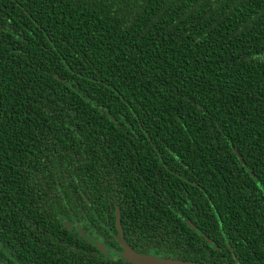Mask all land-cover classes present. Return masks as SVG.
Wrapping results in <instances>:
<instances>
[{
    "label": "trees",
    "instance_id": "trees-1",
    "mask_svg": "<svg viewBox=\"0 0 264 264\" xmlns=\"http://www.w3.org/2000/svg\"><path fill=\"white\" fill-rule=\"evenodd\" d=\"M120 241L264 264V0H0V264Z\"/></svg>",
    "mask_w": 264,
    "mask_h": 264
},
{
    "label": "water",
    "instance_id": "water-1",
    "mask_svg": "<svg viewBox=\"0 0 264 264\" xmlns=\"http://www.w3.org/2000/svg\"><path fill=\"white\" fill-rule=\"evenodd\" d=\"M123 250L121 252V256L124 259H127L135 264H190L186 261L178 260V259H170L164 257H158L152 254H140L134 251L128 244L120 241ZM96 245L103 251L104 247L100 243H96Z\"/></svg>",
    "mask_w": 264,
    "mask_h": 264
},
{
    "label": "rangeland",
    "instance_id": "rangeland-1",
    "mask_svg": "<svg viewBox=\"0 0 264 264\" xmlns=\"http://www.w3.org/2000/svg\"><path fill=\"white\" fill-rule=\"evenodd\" d=\"M100 244H102L101 242H99ZM104 247V246H103ZM104 249H105V247H104ZM111 253H113V254H117L118 252H116V251H114V252H112L111 251ZM120 254V256H121V252L119 253ZM115 256V255H114Z\"/></svg>",
    "mask_w": 264,
    "mask_h": 264
},
{
    "label": "flooded vegetation",
    "instance_id": "flooded-vegetation-1",
    "mask_svg": "<svg viewBox=\"0 0 264 264\" xmlns=\"http://www.w3.org/2000/svg\"><path fill=\"white\" fill-rule=\"evenodd\" d=\"M120 253V252H119Z\"/></svg>",
    "mask_w": 264,
    "mask_h": 264
}]
</instances>
